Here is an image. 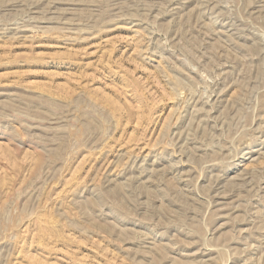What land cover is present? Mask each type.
I'll return each mask as SVG.
<instances>
[{
	"label": "rangeland",
	"instance_id": "obj_1",
	"mask_svg": "<svg viewBox=\"0 0 264 264\" xmlns=\"http://www.w3.org/2000/svg\"><path fill=\"white\" fill-rule=\"evenodd\" d=\"M0 264H264V0H0Z\"/></svg>",
	"mask_w": 264,
	"mask_h": 264
}]
</instances>
